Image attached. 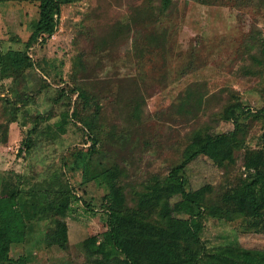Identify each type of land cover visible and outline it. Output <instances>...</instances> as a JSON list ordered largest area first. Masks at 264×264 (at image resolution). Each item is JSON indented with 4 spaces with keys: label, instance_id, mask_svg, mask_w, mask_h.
Returning <instances> with one entry per match:
<instances>
[{
    "label": "rangeland",
    "instance_id": "1",
    "mask_svg": "<svg viewBox=\"0 0 264 264\" xmlns=\"http://www.w3.org/2000/svg\"><path fill=\"white\" fill-rule=\"evenodd\" d=\"M34 1L37 0H0V53L25 50L38 18ZM148 3L158 4L159 0H61L54 34L46 43L40 38L28 50L35 61L34 69L21 75L24 78L19 84L12 77L1 80L0 123L8 125V136L6 141H0V187L4 176L16 181L20 175L21 188L37 192L48 187L55 174L67 180L79 198L73 201L66 218L68 251L56 246L48 248L44 240L53 222L36 221L29 223L25 243L13 247V259L23 257L26 264H91L81 244L92 235L102 237L107 229L102 201L106 187L92 181L84 183L82 169H72L71 153L91 146L92 141L85 127H77L71 119L63 124L65 132L58 128L64 108L59 109L53 100L60 88L68 90L75 83L88 87L101 104L98 127L107 125L110 129L114 125L118 132L128 122L127 102L137 94L145 100L143 121L135 134L139 144L103 145L104 152L126 169L128 184L155 173L165 175L180 159L186 134L193 126L191 121L173 115V104L193 83L205 85L210 98L201 112L200 123L215 125L216 132L231 129L230 123H216V119L233 91L252 111L246 120L247 148H263L264 118L253 117L264 107V77L243 75L242 67L252 62L246 46L237 53L253 27L264 35V0H174L167 23L162 25L171 34L166 46L169 55L165 58L160 51L152 53L149 49L141 53L135 46L136 41L141 45L139 31L145 35L153 27L139 23L131 24L129 30L123 27L137 8ZM27 96L32 98L29 103L23 101ZM47 113L53 117L42 121L41 132L34 135L35 149L21 155L19 149L26 134L37 118ZM243 155L244 151L240 152L234 165L221 169L200 160L198 166L189 170L192 187L197 189L210 182L220 193L231 188L245 170ZM246 227L241 219L207 217L201 237L210 252L216 254L239 243L248 248H264V234H247Z\"/></svg>",
    "mask_w": 264,
    "mask_h": 264
},
{
    "label": "trees",
    "instance_id": "2",
    "mask_svg": "<svg viewBox=\"0 0 264 264\" xmlns=\"http://www.w3.org/2000/svg\"><path fill=\"white\" fill-rule=\"evenodd\" d=\"M210 3L215 0H197ZM38 18L34 30L25 42V50L10 49L0 53L1 80L12 77L19 84L21 75L34 69L35 61L28 50L39 43H46L54 34L61 13V0H37ZM174 6V0H159L158 4L148 3L137 8L123 25L124 29L133 23L153 27L148 34L140 32L141 45L135 46L143 53L151 49L168 56L167 18ZM141 7V6H140ZM139 21V22H138ZM169 21V19H168ZM132 24V25H131ZM171 25V24H169ZM140 41V40H138ZM246 46L251 60L250 66H243L245 76L264 77V35L258 27H253L244 37L238 53ZM137 48V47H135ZM162 56V57H163ZM82 67L84 65L79 59ZM53 100L62 109L63 126L69 119L86 129L92 145L81 147L71 153L73 170L82 169L84 183L92 181L106 187L103 206L107 229L99 235L86 238L81 249L91 264H264V248H248L239 243L227 247L218 254L210 252L202 240L201 232L207 217L225 221L241 219L247 223L245 233L264 234V146L260 150L247 148L248 127L252 111L241 102L238 94L231 91L229 103L218 114L216 123L222 121L233 127L216 132L215 125L200 123L201 112L210 102L205 85L193 83L177 97L173 104V115L191 121L193 128L186 134L180 159L165 175L152 174L148 178L132 184L125 181L126 169L104 152L103 145L118 143L125 147L139 144L136 130L143 121L145 100L137 94L127 102V124L118 132L113 125L100 126L101 104L99 98L88 87L75 83L72 88H60ZM76 95L75 101L73 97ZM28 97L23 100L29 103ZM27 103V104H28ZM53 117L52 113L39 116L19 149L21 155L31 154L37 142L34 135L40 130L42 121ZM264 118V107L253 118ZM115 130V131H114ZM8 125L0 123V141H6ZM264 136V134H263ZM109 141V139H111ZM102 143V144H101ZM244 151L243 166L238 181L225 191L217 190L212 183H205L194 189L189 170L198 166L202 159L221 169L234 165L237 155ZM104 158V161H102ZM66 165V163H65ZM246 173V174H245ZM245 175V176H244ZM21 176L16 181L8 176L2 178L0 187V263L26 264L25 259L15 260L11 256L15 245L23 244L29 234V223L52 221L45 236L48 248L70 249L69 226L66 218L73 201L79 199L70 183L51 176L48 187L34 192L21 188ZM85 185V184H84ZM35 198H39L35 202ZM187 216L182 217L181 214Z\"/></svg>",
    "mask_w": 264,
    "mask_h": 264
}]
</instances>
